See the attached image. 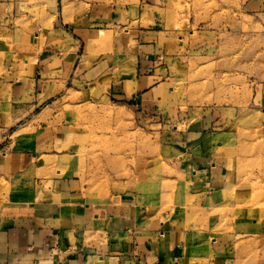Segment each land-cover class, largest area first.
I'll use <instances>...</instances> for the list:
<instances>
[{
  "label": "rangeland",
  "instance_id": "374dc122",
  "mask_svg": "<svg viewBox=\"0 0 264 264\" xmlns=\"http://www.w3.org/2000/svg\"><path fill=\"white\" fill-rule=\"evenodd\" d=\"M248 1L21 0L27 24L53 19L48 5L58 4L66 21L93 15L89 29H112L102 39L115 34L129 45L141 34L191 43L157 61L154 112L116 100L71 109L85 195L137 192L183 238L187 264H264V13ZM192 123L204 126L197 150L226 166L212 208L199 207L192 192V162L180 140ZM253 184L262 190L258 200L247 188Z\"/></svg>",
  "mask_w": 264,
  "mask_h": 264
},
{
  "label": "crops",
  "instance_id": "0c3cea01",
  "mask_svg": "<svg viewBox=\"0 0 264 264\" xmlns=\"http://www.w3.org/2000/svg\"><path fill=\"white\" fill-rule=\"evenodd\" d=\"M248 3L264 13V0ZM48 9L53 19L27 24L21 0H0V264H187L183 238L137 192L85 195L71 109L116 100L154 112L157 61L191 43L141 34L129 45L115 34L93 42V32L112 29H89L93 15L66 21L58 4ZM203 128L190 124L180 140L205 209L221 202L227 173L197 150Z\"/></svg>",
  "mask_w": 264,
  "mask_h": 264
},
{
  "label": "bare ground",
  "instance_id": "6f19581e",
  "mask_svg": "<svg viewBox=\"0 0 264 264\" xmlns=\"http://www.w3.org/2000/svg\"><path fill=\"white\" fill-rule=\"evenodd\" d=\"M104 37V34L100 33V32H94L91 34V39L93 40H100ZM257 174V173H256ZM264 174V172H263ZM264 176V175H263ZM245 181V180H244ZM257 181V180H256ZM248 191L251 193V199L252 200H255V199H259V197H261V194H262V190H260L259 186L256 185V184H253V185H249L248 187ZM264 194V193H263ZM251 200V201H252ZM250 201V202H251ZM255 203V202H254ZM258 203L254 204V205H257ZM263 205V204H262ZM261 206V205H260Z\"/></svg>",
  "mask_w": 264,
  "mask_h": 264
}]
</instances>
